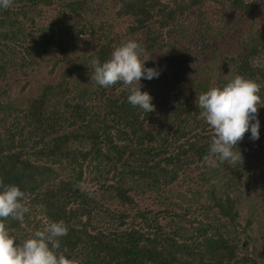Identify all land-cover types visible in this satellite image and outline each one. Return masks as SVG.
<instances>
[{
  "label": "trees",
  "instance_id": "16d2710c",
  "mask_svg": "<svg viewBox=\"0 0 264 264\" xmlns=\"http://www.w3.org/2000/svg\"><path fill=\"white\" fill-rule=\"evenodd\" d=\"M231 26L242 51L219 56L213 41ZM129 39L160 72L140 80L148 113L126 99L138 82L90 81L91 61ZM47 55L53 75L70 65L14 98L3 84L12 58ZM235 75L264 104V0H12L0 9V182L25 192L28 211L6 227L23 240L62 221L69 264H264V106L259 138L246 132L229 166L209 156L194 104Z\"/></svg>",
  "mask_w": 264,
  "mask_h": 264
},
{
  "label": "clouds",
  "instance_id": "9594fccd",
  "mask_svg": "<svg viewBox=\"0 0 264 264\" xmlns=\"http://www.w3.org/2000/svg\"><path fill=\"white\" fill-rule=\"evenodd\" d=\"M12 0H0V9L9 8ZM143 49L132 39L113 48L110 57L100 62L91 61L90 81L100 87H109L117 82L131 87L127 102L148 113L154 109L152 97L141 91L140 80L158 78L159 70L146 67L140 59ZM87 67V66H86ZM88 68V67H87ZM260 86L253 80L240 75L232 76L223 85L211 87L196 96L194 104L200 109L199 116L212 130L208 154L215 161L229 166L239 165L241 152L236 147L246 132L251 140L259 138L257 109L264 106L258 95ZM212 162V161H210ZM26 194L15 184L0 182V264H69L62 254L59 238L66 235L67 228L62 221L45 224L29 237L20 240L14 236L3 221L23 222L28 209L23 201Z\"/></svg>",
  "mask_w": 264,
  "mask_h": 264
},
{
  "label": "rangeland",
  "instance_id": "374dc122",
  "mask_svg": "<svg viewBox=\"0 0 264 264\" xmlns=\"http://www.w3.org/2000/svg\"><path fill=\"white\" fill-rule=\"evenodd\" d=\"M109 1L112 2L113 0ZM57 14L58 11L53 12L52 8H50V11L47 15L48 19H53L54 16ZM40 26L42 25L40 24ZM242 40L243 39L241 33L231 26L227 34H224V36H221L220 38H218V40L214 39L213 45H215V49L213 51H216L219 56H221L223 53L225 54L226 52L230 51H242ZM77 44L81 45V47L87 51L94 50L92 42L82 43L81 41H79L77 42ZM231 52L229 54H232ZM52 55H47L44 59L33 56L32 58L28 59L29 61L26 62H21L16 58H12V60L14 61L9 67V72L3 84L10 91V94L14 98L17 96L26 98L35 96L38 93L41 84L46 83L48 81H55L62 73V71L70 65V62L68 61V66L66 67L67 61H65L64 63H61V66L63 67L62 69L55 72L54 75L49 73ZM63 59L66 60V57ZM36 61L38 62L37 65L33 66V63ZM147 203V201L143 202V204ZM32 204L33 216L40 215L39 210H41V206L37 207L36 204Z\"/></svg>",
  "mask_w": 264,
  "mask_h": 264
}]
</instances>
